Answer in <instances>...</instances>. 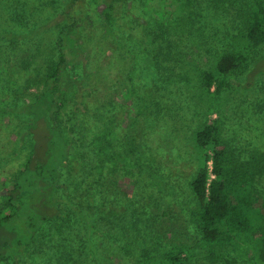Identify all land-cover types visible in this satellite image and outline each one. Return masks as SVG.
<instances>
[{
	"label": "rangeland",
	"instance_id": "obj_1",
	"mask_svg": "<svg viewBox=\"0 0 264 264\" xmlns=\"http://www.w3.org/2000/svg\"><path fill=\"white\" fill-rule=\"evenodd\" d=\"M63 1L6 0L0 31L23 33L47 19L65 22ZM157 1L115 0L111 34L99 27L95 6L87 7L86 16L73 11L85 48L78 75L89 113L76 106L59 118L68 144L54 193L59 215L25 250L0 264H138L177 242L195 264H206L213 250L225 251L235 264H254L251 254L240 256L199 239L188 221L193 202L187 184L199 164L192 132L204 120L219 117L222 138L240 159L248 150L264 151V45L236 70L213 109L197 102L193 79H182L195 68L210 69L228 49L229 34L239 25L227 12L250 0H228L224 12H213L206 0H181L189 3L181 31L144 24L149 18L144 3L156 7ZM55 38L51 26L32 40H0V106L31 100L33 79L43 73L44 60L55 58ZM31 55L35 64L27 63ZM28 122L29 115L0 113V193L25 160ZM102 129H111L112 151L122 158L111 169L99 163L112 159L104 142L98 160L90 146ZM256 189L264 198V175Z\"/></svg>",
	"mask_w": 264,
	"mask_h": 264
},
{
	"label": "trees",
	"instance_id": "obj_2",
	"mask_svg": "<svg viewBox=\"0 0 264 264\" xmlns=\"http://www.w3.org/2000/svg\"><path fill=\"white\" fill-rule=\"evenodd\" d=\"M0 1V6L5 7L6 0ZM125 1L130 3V0ZM227 1L206 0V3L213 12H224ZM114 2L66 0L61 2L62 11L67 9L62 15L65 22L60 19L52 24L53 20L47 19L33 28L24 27L23 33L0 31V40L15 44L32 40L51 26L56 30L55 58L44 60L43 73L33 79L36 92L31 100L0 106V113L29 115L26 134L31 138L23 164L0 193V262L25 250L37 233L59 215L54 193L60 187L57 182L59 167L65 165L68 154L59 118L70 107L81 106L84 113H89L84 108V79L78 75V71H82L85 48L79 36L80 18L75 17L73 11L78 9L86 16L87 7L95 6L99 27L111 34ZM144 5L149 16L143 20L147 27L156 24L168 31H181L187 24L189 16L184 12L188 11L189 3L158 0L156 7L148 2ZM231 8L226 16L238 22L239 28L229 34L228 49L215 58L210 69L195 68L191 77L187 73L182 76L187 83L193 79L194 96L205 108L213 109V104L230 89L231 77L236 70L258 46L264 45V0H250L237 12ZM21 16L18 21L27 25ZM35 57L29 56L27 63L35 64ZM214 106L216 111L218 105ZM221 134L219 117L209 122L204 120L192 132L191 140L199 164L187 184L193 202L188 209V221L203 243L220 250L236 251L240 256L251 254L254 264H264V198L256 189L264 175V151L251 149L240 159ZM113 138L111 129H102L95 132L90 141L96 159L104 153L101 143L104 142L109 152L111 150L109 155L115 162L110 156V163L99 162L109 169L122 159L112 151ZM186 254L184 244L177 242L162 255L143 259L138 264H195ZM205 261L206 264H235L233 259L225 258V251L216 250L211 251Z\"/></svg>",
	"mask_w": 264,
	"mask_h": 264
},
{
	"label": "built area",
	"instance_id": "obj_3",
	"mask_svg": "<svg viewBox=\"0 0 264 264\" xmlns=\"http://www.w3.org/2000/svg\"><path fill=\"white\" fill-rule=\"evenodd\" d=\"M209 169H210V167H209ZM209 169H208V171H209ZM209 177H210V178H212V175H211V174H209Z\"/></svg>",
	"mask_w": 264,
	"mask_h": 264
}]
</instances>
